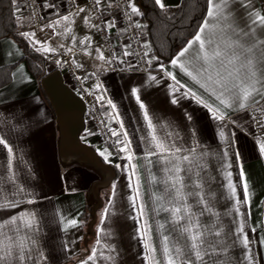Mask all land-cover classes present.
Masks as SVG:
<instances>
[{
    "label": "crops",
    "instance_id": "crops-1",
    "mask_svg": "<svg viewBox=\"0 0 264 264\" xmlns=\"http://www.w3.org/2000/svg\"><path fill=\"white\" fill-rule=\"evenodd\" d=\"M92 1L81 0L78 8L62 10L56 2L48 0L45 2L46 14L39 24L33 23L27 12L21 8L17 11L18 7H15L18 32H35L36 40L46 42L51 48L56 49L55 52L50 53L40 51L43 55L50 56L61 50L68 52L69 49H74L71 60L77 71L86 76L91 74V77L87 78L88 81L85 80L89 88L97 90V83L103 86L97 91L103 93L106 98L108 117L112 109L107 105V100L111 99L117 105L116 111L124 128H120L119 121L109 119L122 133L126 131L131 141V151L134 153L132 163L137 165L142 200L147 205L145 219L151 226V236L157 248V256L162 258L161 238L156 222L165 223L170 221L171 216L170 213L162 211L156 215L152 211L157 207L153 193L162 194L165 188L164 184L159 183L164 175L163 165L156 163L157 156L151 157L152 164H149L148 159L145 158L146 144L142 137L147 135L148 129L143 119V112L132 95V88L138 89L141 100L147 106L158 130L160 124L170 125L168 130L173 131L174 134L178 132L182 138L177 141L178 143H183L187 147L198 142V153H208L200 161L205 165L204 169L197 171H200L202 177L200 181L203 186L202 195L209 201L213 212L219 214L218 224L223 226L226 234L222 238L227 250L225 251L223 246L218 248L220 255L217 264H247L242 245L238 241L233 244V240L236 239L234 230L241 222H244L245 232L252 241L251 252L255 257L254 264H264V245L260 243V239L264 238V156L259 154L255 144V138H264V132L258 133L253 123L254 110L264 109V97L256 96L255 99L260 100V104L250 101V107L245 110H240L238 107L225 109L226 116L223 121L213 119L205 107L190 96L183 95L187 88L176 91L173 96V88L170 85H174L175 82L158 69V63L170 67L169 61L154 60L150 69H135L132 55L123 56L127 45L126 37L120 32L115 19L111 21L115 23L112 29L116 32L119 43L116 56L121 57L126 63H120L119 68H113L112 63L108 64L98 59L99 53H102L106 59L112 57L108 52ZM180 1L165 0L167 6L177 5ZM215 2L219 3V0ZM100 5L108 14L113 15L116 11L114 0H101ZM80 8L85 11L78 12ZM253 12L264 14L260 0H227V6L219 19L210 18L206 14L204 21H207L212 31L206 28L203 35L206 50L210 53L219 45L221 50L225 51L226 58H230L233 53L240 56L241 62L250 57L254 61L257 76L264 80V43H262L264 27L253 25L250 17V13ZM64 15H70L71 24L65 22L55 29L45 27ZM17 17L20 19L17 20ZM85 17H88L89 23L85 22ZM65 27L71 28V32L67 35L62 34ZM143 32L144 42L150 46L148 34L144 29ZM85 37L88 41L81 44ZM28 41L33 46L31 39ZM53 42L55 44H52ZM225 43L238 46L225 48ZM247 49H251V52L246 51ZM127 50L131 51L129 48ZM22 54L23 49L15 39L8 35L0 37V66L17 61ZM150 55H154L152 48ZM182 60L195 67L203 65L199 45L194 44ZM50 63L49 65L46 63L47 71L60 68L64 73L67 69L66 59H51ZM215 63L219 65V60ZM128 64H132L133 67L128 68ZM239 66L238 62L236 67ZM171 71L177 75L181 83L208 99L207 93H204L203 89L194 84L179 68H171ZM246 71L242 68L241 76ZM149 76H156L157 80H150ZM173 98L178 100L177 104L171 103ZM208 102L212 103V100L209 99ZM262 113L264 115V112ZM56 121L55 109L44 93L41 83L30 70L27 62L22 60L13 69L12 80L0 87V136L6 137L11 143L15 153L13 171L19 177L18 183L23 184L31 195L12 197L11 182L6 179L5 150L0 147V204L5 203V198L20 200L16 208H0V223L22 212L35 213L39 228L36 234L39 240L38 247L47 256V260L42 261L41 264H79V261L89 254V250L97 247L95 241L98 238V227H103L105 230L99 233L102 243L107 242L116 249L115 253L105 251V255L111 254L114 259L101 260L100 264H144L143 242L139 238H134L138 236L137 221L131 219L136 213L129 199L132 191L128 178L130 166L124 159L127 153H117L110 145L104 143L99 133L87 123L82 134L83 139L92 144L98 152L107 149L112 153L110 163L116 170L112 183L101 190L103 202L96 210V219L91 225L94 201L87 192L94 177L88 171L65 169L61 166L58 157ZM193 130H195L194 135ZM221 130L224 132L223 139L220 136ZM226 151L227 156L224 155ZM237 151L240 153L239 162L235 155ZM228 164L232 165L231 168L226 167ZM241 167L249 185L248 205L235 204V199L230 197L225 179V173L232 172V181L237 186V196L242 200ZM153 175L157 178L156 183H153ZM181 175L184 176L185 173L181 172ZM185 182L191 183L187 178ZM113 185H115L114 196ZM190 190L200 191V189H186V191ZM110 196H113L111 205H109ZM29 199L34 200L35 203L29 204L27 202ZM188 202L195 204V200L191 197L188 198ZM105 207L109 208L108 218L101 225V213ZM236 207L240 208L243 216L236 213ZM193 210L197 209L194 207ZM88 211H91L90 219L85 217ZM61 217L65 220L75 217L80 224L65 231ZM200 219L202 223L208 224L215 221L216 217L205 213ZM171 227L170 223H166V228L171 229ZM252 228L256 231L252 232ZM172 236L175 239L177 233L173 232ZM180 243L182 245V239ZM65 245L68 251L65 250Z\"/></svg>",
    "mask_w": 264,
    "mask_h": 264
},
{
    "label": "snow or ice",
    "instance_id": "snow-or-ice-1",
    "mask_svg": "<svg viewBox=\"0 0 264 264\" xmlns=\"http://www.w3.org/2000/svg\"><path fill=\"white\" fill-rule=\"evenodd\" d=\"M12 2L15 4L16 0H12ZM154 3L161 11H167L168 6L165 0H154ZM100 4L101 0H95L96 6ZM226 6L227 0H219V3H216L215 0H208L207 16L219 19ZM128 7L131 9L130 13H126L129 20H131L133 16L141 15L140 9L134 3L129 2ZM17 11H19V8H17ZM83 11H85L83 8L78 9V12ZM70 15H64L45 27L55 29L65 22L71 24ZM250 17L252 18L253 25L264 27V14L253 12L250 13ZM19 19L20 17H17V20ZM85 22L89 23L88 17H85ZM132 26L137 29L143 27V25L138 22H135ZM113 27H115L113 21L106 22V28L111 29ZM214 27L215 26H213V28ZM206 28L212 31V28L208 27L207 21H204L193 38L169 60L170 67L158 63V69L162 71L167 78L175 82L174 85H170V87L173 88V96H175L176 91L187 88V91L183 93L185 97L190 96L191 99L205 107L209 113H211L213 119L223 121L226 116L225 109L238 107L240 110H245L250 107V101L255 104H260V100L255 99V97H264V80H261V78L257 76L254 61L250 57L245 58L243 62H241L240 56L235 53H233L230 58H226L225 51L221 50L219 45H217L211 53L206 50V41L203 35ZM70 32L71 28L65 27L62 34L67 35ZM20 35L26 39H31L34 47L40 45V47H36L37 51H43L44 53L56 51V49L51 48L46 42L36 40L35 32L23 31ZM73 40L75 41L74 36ZM85 41H88L87 37L81 41V44H84ZM194 44L199 45V54L203 59V65L200 67H195L188 64L185 60H182ZM237 46L238 45L231 43H225V48ZM61 47H63V45H61ZM142 47L148 49L143 52L141 57L142 59L147 58L145 63L151 65L154 60L157 62L159 61L160 58L158 56L150 55L151 48L147 42L142 43ZM128 48H131L130 44L126 45L123 56H141V53L128 51ZM69 51H71V49H69ZM97 51L99 52V50ZM246 51L251 52V49H247ZM98 59L108 64L117 60L121 64L126 63L121 57L115 55L111 59H106L102 53H99ZM216 60H219V65L215 63ZM238 62L240 66L236 67ZM57 63H60V61H57ZM127 67L132 68L133 65L128 64ZM171 68H179L194 84L198 85L200 89H203L204 93H207L208 99H206L204 95L198 94L191 87L181 83V81L177 79V75L171 71ZM242 68L247 70L243 76H241ZM13 75H15V73H13ZM149 79L153 81L157 80L156 76H149ZM257 85H261V87H257ZM102 87L101 84H96L97 90L102 89ZM131 92L139 104V108L143 112V119L147 124V135L142 137V140L146 144L145 158L148 159L149 164H152L153 161L151 157L157 156L156 163L163 165L162 171L164 175L159 183L164 184L165 188L162 194L153 193L157 207L153 208L152 211H154L156 215H159L162 211L170 213L171 216L170 221H166L165 223L156 222L162 246V258H160L157 256V248L152 240L151 226L147 219H145L147 216V205L142 200L137 165L132 163L134 153L131 151V141L128 139V133L126 131L119 133L115 129H109L111 135L117 137L115 143L120 145L119 151L127 153L124 159L129 162L130 174L128 178L130 181L129 187L132 191V195L129 199L132 202L133 211L136 213L131 219L137 221L138 236L134 238H139L143 242L142 247L144 251L142 253V259L144 264H217L220 255L218 248L223 246V249L225 251L227 250V245L222 238L226 234L224 233L223 226L218 224L219 214L213 212V208L209 201L202 195L203 186L200 182L202 177L200 171H197V169H204L205 165L200 163V161L203 157H206L208 153H198V142H194L187 147L183 143H178L177 141L182 138L178 132L174 134L173 131L168 130L170 125L160 124L158 130V126L154 123L153 117L150 116L147 106L141 100L138 89L132 88ZM209 99L212 100V103L208 102ZM97 100L103 101L104 97L98 96ZM171 103L177 104L178 100L173 98ZM107 105L112 109L109 118L119 121L120 128L123 129L124 124L120 121L119 113L116 111L117 105L111 99L107 100ZM258 111L264 112V109H258ZM188 119L190 120L191 117L189 116ZM257 123L260 128L264 129V121H257ZM194 133L195 130H193V135ZM121 134L124 137L123 140L119 139ZM220 136L222 139L224 138L223 130L220 131ZM255 144L259 154L264 156V138L256 137ZM0 147L5 150V159L7 161L6 179L11 182L10 191L12 197L31 195L23 184L18 183L19 177L13 171V160L15 158L14 149L9 140L4 136H0ZM99 154L106 162H111L110 157L112 153L108 152L107 149L101 150ZM224 155H228L227 151ZM235 155L239 162V151H237ZM231 166V164L226 165L228 168H231ZM116 167L121 166L116 165ZM181 172H184L185 175L182 176ZM186 178L191 181V183H186ZM240 178L242 181V200L237 196V186L232 181V172L228 171L225 173L227 189L230 197L235 199V204L248 205L250 203L249 185L242 167L240 169ZM152 180L153 183L157 182V178L154 175L152 176ZM186 189H200V191H186ZM114 192L115 185H113V196ZM113 196L109 198V205H111ZM189 197L195 200V204L188 202ZM27 202L29 204L35 203L32 199H29ZM19 204L20 200L18 199L8 200L5 198V203L0 204V208H16ZM194 207L197 210H193ZM235 211L241 216L244 215L241 213L239 207H236ZM108 213L109 208L105 207L101 213V225H103L108 218ZM205 213H210L215 216L216 220L208 224L202 223L200 218L203 217ZM61 220L64 223L65 231L69 228L78 227L80 224V221L75 217L67 220L61 217ZM166 223L172 225L171 229L166 228ZM37 225L38 221L36 219V214L26 212H22L19 215H12L9 219L0 223V264H41L42 261L47 260L45 253L40 251L38 247L39 240L36 234L39 228ZM104 231L103 227H98V238L95 241L97 247H93L89 250V254L85 258H82L79 264H100L101 260L111 261L114 259L111 254L105 255V251L115 253L116 249L107 242L102 243L99 233H103ZM251 231L255 232L256 229L252 228ZM29 232H31V234H29ZM173 232L177 233L175 239L172 236ZM233 234L236 236V239L233 240V244L238 241L242 245L245 250L244 259L247 261V264H254L255 257L251 252L252 241L249 238V234L245 232L244 222H241L236 227ZM181 239L183 241L182 245L180 243ZM260 243L264 245V238L260 239ZM170 244L172 245L171 247ZM65 250H69L67 245H65Z\"/></svg>",
    "mask_w": 264,
    "mask_h": 264
},
{
    "label": "trees",
    "instance_id": "trees-1",
    "mask_svg": "<svg viewBox=\"0 0 264 264\" xmlns=\"http://www.w3.org/2000/svg\"><path fill=\"white\" fill-rule=\"evenodd\" d=\"M136 1L141 9L142 28L148 34L152 53L162 62L169 61L196 34L208 10V0H181L177 5L168 6L166 12L161 11L154 0ZM260 1L264 10V0ZM14 8L12 0H0V37L11 36L22 47L23 54L17 61L0 66V87L12 80L13 69L22 60L27 62L40 83L41 78L49 72L45 55L18 32ZM85 217L90 219L91 211Z\"/></svg>",
    "mask_w": 264,
    "mask_h": 264
},
{
    "label": "built area",
    "instance_id": "built-area-1",
    "mask_svg": "<svg viewBox=\"0 0 264 264\" xmlns=\"http://www.w3.org/2000/svg\"><path fill=\"white\" fill-rule=\"evenodd\" d=\"M48 0H16L14 7L21 8L30 16V19L33 23L39 24L45 14V2ZM56 2L59 6V9L62 10H72L76 9L81 5V0H52ZM116 5V11L113 15L108 14L104 9H102L101 5L96 6L95 0L92 1L96 16L100 23V28L102 35L107 44L108 52L113 57L116 56V53L119 49V43L117 40L116 32L111 28H106V22L111 21V19H115L117 23V27L120 32H123L126 37V44L131 45L129 48L132 52H139L141 56L132 55L135 69L137 70H147L151 68V65L145 63L147 58H141L144 51H147L146 48L142 47V43H144V32L142 28H135L132 25L135 22L141 24V15L133 16L131 20L128 19L126 13H130L131 9L128 7L129 2L134 3L139 9V3L136 0H114ZM141 12V9H140ZM142 25V24H141ZM127 29V30H125ZM71 58L72 53L67 55L57 52L51 55V59L55 60L61 57ZM113 68H119L120 63L117 61L112 62ZM67 74L65 78L67 82L74 88V90L84 98L86 102V123H89L93 126V128L99 133L101 140L104 143L110 145L117 153H122L119 151L120 145L115 143L117 137H113L109 129H115L117 132L122 133L109 119L106 110V98L103 93L99 91H90L85 84L83 78L75 71L72 67H67ZM103 96V101H98L97 97ZM257 121H264V115L258 109L254 110L253 113V123L255 125L256 131L258 133H263L264 129L260 128ZM87 126V124H86ZM119 139L123 140L124 137L121 134Z\"/></svg>",
    "mask_w": 264,
    "mask_h": 264
},
{
    "label": "water",
    "instance_id": "water-1",
    "mask_svg": "<svg viewBox=\"0 0 264 264\" xmlns=\"http://www.w3.org/2000/svg\"><path fill=\"white\" fill-rule=\"evenodd\" d=\"M41 86L56 112L58 130V157L65 169L88 171L94 180L87 192L94 201L93 225L96 210L102 205L101 190L108 187L116 176L114 166L106 162L97 149L86 142L82 134L86 129V102L67 82L63 71L54 68L41 78Z\"/></svg>",
    "mask_w": 264,
    "mask_h": 264
},
{
    "label": "rangeland",
    "instance_id": "rangeland-1",
    "mask_svg": "<svg viewBox=\"0 0 264 264\" xmlns=\"http://www.w3.org/2000/svg\"><path fill=\"white\" fill-rule=\"evenodd\" d=\"M52 44H55V42H53ZM73 50L74 49H72L71 51H68V52H64V51H60L61 53H63V54H65V55H67V54H69V53H72L73 52ZM51 55L52 54H50V56H49V54H46L45 55V57L47 58V61H46V63H47V65H49V64H51L50 62H51ZM61 58H63V59H66L67 60V64H66V67H72V68H74L75 69V71L83 78V80H84V82H85V84L87 83L85 80H87L88 81V79L87 78H90L91 77V74L90 75H83V74H81L80 72H78L77 71V69H76V67H75V65H74V63L72 62V60H71V58H68V57H61ZM65 68H63V70H64ZM64 74L66 75L67 74V72H66V70H64ZM87 85V84H86ZM87 87H88V89L90 90V91H97V90H94V89H91V88H89V86L87 85Z\"/></svg>",
    "mask_w": 264,
    "mask_h": 264
}]
</instances>
